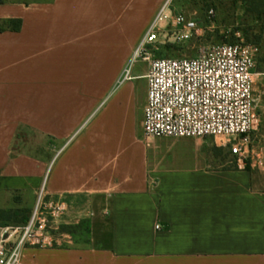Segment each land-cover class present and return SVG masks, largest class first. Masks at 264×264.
I'll use <instances>...</instances> for the list:
<instances>
[{
	"label": "crops",
	"instance_id": "1",
	"mask_svg": "<svg viewBox=\"0 0 264 264\" xmlns=\"http://www.w3.org/2000/svg\"><path fill=\"white\" fill-rule=\"evenodd\" d=\"M146 2L0 0L7 250L44 188L19 264H264V194L248 172L207 138H144L148 67L133 76L143 108L130 82L110 95L157 11L140 25Z\"/></svg>",
	"mask_w": 264,
	"mask_h": 264
},
{
	"label": "built area",
	"instance_id": "2",
	"mask_svg": "<svg viewBox=\"0 0 264 264\" xmlns=\"http://www.w3.org/2000/svg\"><path fill=\"white\" fill-rule=\"evenodd\" d=\"M170 2L164 3L149 24L121 80H133L131 68L137 63L147 64L144 138H213L217 147L226 148L236 165L245 169V162L255 151L250 135L260 122L254 87L259 83L264 87V72L255 73L258 49L243 42L221 43L196 57H154L152 51L166 44L168 37L183 43L198 30L197 19L173 11ZM43 192L44 188L17 244L7 250L8 238H0V264H19L20 248L35 240L32 230ZM156 229L161 226L156 225Z\"/></svg>",
	"mask_w": 264,
	"mask_h": 264
},
{
	"label": "rangeland",
	"instance_id": "3",
	"mask_svg": "<svg viewBox=\"0 0 264 264\" xmlns=\"http://www.w3.org/2000/svg\"><path fill=\"white\" fill-rule=\"evenodd\" d=\"M166 1L168 0H147L146 9L141 16L139 24L142 25L144 23L156 4L158 8L153 14L152 19H154ZM248 1L250 0H171L170 7L173 11L197 19L198 30L189 41L183 43L176 42L174 39L168 37L167 43L158 45L157 50L152 51V55L154 57L174 58L196 57L211 45L243 42L257 47L258 54L256 57L255 73L264 72V16L258 17L248 13ZM150 23H148L147 27ZM169 39L171 40L169 41ZM130 62L123 70L122 79ZM146 70V63L135 64L131 68V76L144 75ZM121 80L120 84L113 86L110 90V95L119 91L124 86V83L130 82L134 86L131 94L136 96L138 104L143 108L146 99V80L141 78L124 83ZM254 91L256 114L260 116V122L257 129L250 135L254 142L255 151L252 157L245 162L247 167L245 171L250 176L252 189L260 194H264V87L259 83L254 87ZM137 112L138 109L134 104L131 114L132 140L136 137L135 119ZM139 120L141 122V118ZM206 140L211 142L213 150L218 148L213 138H207ZM218 150H221L220 154L215 151L213 153L216 158L219 156L221 160L226 159L236 164L226 148L219 147Z\"/></svg>",
	"mask_w": 264,
	"mask_h": 264
},
{
	"label": "trees",
	"instance_id": "4",
	"mask_svg": "<svg viewBox=\"0 0 264 264\" xmlns=\"http://www.w3.org/2000/svg\"><path fill=\"white\" fill-rule=\"evenodd\" d=\"M248 13L253 14L254 16H264V0H250L248 1ZM22 21L21 20H11L8 22L9 28L19 30L21 28ZM231 44V43H230ZM247 168V167H246ZM12 215L6 212H0L1 220H9ZM26 221V219H25ZM25 223V222H24Z\"/></svg>",
	"mask_w": 264,
	"mask_h": 264
}]
</instances>
